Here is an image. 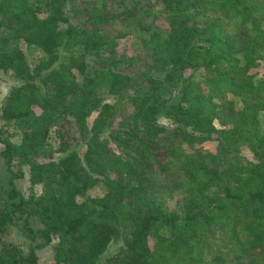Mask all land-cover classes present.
Wrapping results in <instances>:
<instances>
[{
  "label": "trees",
  "instance_id": "obj_1",
  "mask_svg": "<svg viewBox=\"0 0 264 264\" xmlns=\"http://www.w3.org/2000/svg\"><path fill=\"white\" fill-rule=\"evenodd\" d=\"M0 73V264H264V0H0Z\"/></svg>",
  "mask_w": 264,
  "mask_h": 264
},
{
  "label": "rangeland",
  "instance_id": "obj_2",
  "mask_svg": "<svg viewBox=\"0 0 264 264\" xmlns=\"http://www.w3.org/2000/svg\"><path fill=\"white\" fill-rule=\"evenodd\" d=\"M136 42V39L134 40ZM19 47L23 50L26 59L28 63L30 64V67L35 66L43 57V53L33 47V46H27L25 43L21 42ZM123 49V43H119L118 50L121 51ZM262 74V73H261ZM18 82L13 78V76L10 73H0V109L3 106L4 100L6 96L8 95L9 91L11 88L16 86ZM108 102H113L111 98L107 100ZM235 102L237 106L239 107V101L235 99ZM96 113H93L89 119L88 123L91 124L93 119L95 118ZM260 119L264 122V113L260 114ZM159 122L163 125H169V122L165 119H160ZM216 127H220V124L215 121ZM0 127L5 128L12 134V141L15 143H19L21 139L20 133L16 130V128L9 123H0ZM48 146L50 149L55 152V156L57 157L59 154L57 153V148H58V142L56 138V134L54 130H52L48 142ZM204 149H207L211 152H214L216 149V144L215 143H205L202 145ZM82 148L78 149V151L82 152ZM0 151H1V146H0ZM23 176L20 179H17L14 181V186L20 192L22 196L25 198H28L29 196L32 195H39L41 193V186L39 185H31L29 181V169L27 166H22L21 167ZM9 174L7 173L3 160L0 157V207L4 205L6 202L5 194L6 191L9 189ZM105 192V188L101 184H97L95 187L90 189L86 196L87 197H97V196H102ZM182 195L180 194H174L170 198L164 197L162 199V203L164 206V209L167 212L171 213H177L179 214L181 212L180 207H181V201ZM35 229H38L39 227L37 225L34 226ZM6 240L14 245H17L22 249L24 252H26L30 245L34 244H42L43 239L41 236H36L33 240H31L29 237L25 236L24 233H22L18 228L16 227H10L8 234L6 235ZM56 240H54L51 244L37 249L36 254L38 257L37 264H55L53 260V245L55 244ZM120 246L119 243H112L107 250L104 252L101 260H104L107 256L114 254L116 249H118Z\"/></svg>",
  "mask_w": 264,
  "mask_h": 264
}]
</instances>
